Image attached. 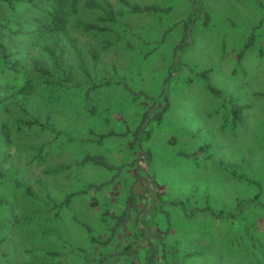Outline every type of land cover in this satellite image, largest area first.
Listing matches in <instances>:
<instances>
[{
    "label": "rangeland",
    "instance_id": "374dc122",
    "mask_svg": "<svg viewBox=\"0 0 264 264\" xmlns=\"http://www.w3.org/2000/svg\"><path fill=\"white\" fill-rule=\"evenodd\" d=\"M96 1L123 16L81 11L106 30L73 33L89 75L67 49L74 85H44L40 126L15 134L19 113L0 110V264H149V244L154 264H264V0ZM31 58L49 67L33 50V77ZM11 82L0 69V99Z\"/></svg>",
    "mask_w": 264,
    "mask_h": 264
},
{
    "label": "trees",
    "instance_id": "16d2710c",
    "mask_svg": "<svg viewBox=\"0 0 264 264\" xmlns=\"http://www.w3.org/2000/svg\"><path fill=\"white\" fill-rule=\"evenodd\" d=\"M120 4L130 9L132 13H143L144 11L156 10L153 7H139L131 5L127 0H119ZM28 7L34 10V13L28 19L22 20L17 14V8ZM9 10L10 16H16L17 20L2 19L0 20V69L2 73L9 72L12 76V82L6 84L0 99V110L7 112L6 106L15 109L20 118L15 124V134H19L24 129L30 131L34 126H40V123L34 118L29 110V104L36 98L45 95V100L50 97L48 88H64L70 83L74 85L72 75L73 67L69 64L67 49L73 53L76 61L77 69L85 76H88V71L82 53L78 49L77 41L74 40L73 33L79 32L82 35L93 34L97 35L100 32L106 31L105 28H100L96 23H91L89 19H80L81 11L92 14L96 12L100 14L97 18L98 22L115 23L116 18H121L122 14H116L110 3H97L96 0H0V8ZM13 21V22H12ZM13 23V26L9 24ZM5 36V38L2 37ZM18 39V40H17ZM11 40H13L11 42ZM23 50L18 48L20 47ZM33 50H38L43 54L44 58L49 61V67L43 66L37 60L31 58L33 75L25 69L22 62L27 59ZM96 65L99 62V55L95 50H90L88 53ZM21 56V58H18ZM17 57V58H16ZM43 83V92L41 84ZM48 86V88L44 87ZM209 90L218 95V92L209 87ZM55 93V92H54ZM55 95V94H54ZM6 104V105H4ZM167 106L164 107L158 116H162ZM148 114L144 113V124L148 120ZM141 128H138L137 132ZM3 134L6 138L10 137L11 129L8 126H3ZM107 135H101L102 138ZM40 156V155H39ZM37 156V157H39ZM93 164L110 169L105 159L100 156H86L81 164ZM28 192V190H26ZM76 197L75 193L66 195L65 199L60 204H54L53 210H65L71 203V200ZM207 211V210H203ZM105 214L110 215L109 212ZM114 219L116 225H120L125 217V214ZM31 219L27 218L26 220ZM116 226L111 228V233L114 234ZM149 250L146 249L147 262L154 264L157 258L156 250L152 244H149ZM83 251L81 249H78ZM71 253H74L73 251ZM124 254V251L121 252ZM50 255V254H49ZM50 256H53L50 255ZM110 259H114V255H106L93 253L91 256L85 255L84 262L92 264H103Z\"/></svg>",
    "mask_w": 264,
    "mask_h": 264
}]
</instances>
